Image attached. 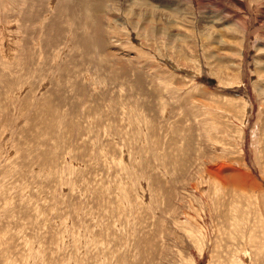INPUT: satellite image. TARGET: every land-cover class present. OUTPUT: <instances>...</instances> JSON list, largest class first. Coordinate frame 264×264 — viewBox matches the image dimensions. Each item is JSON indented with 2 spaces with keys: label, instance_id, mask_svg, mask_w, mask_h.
Masks as SVG:
<instances>
[{
  "label": "rangeland",
  "instance_id": "rangeland-1",
  "mask_svg": "<svg viewBox=\"0 0 264 264\" xmlns=\"http://www.w3.org/2000/svg\"><path fill=\"white\" fill-rule=\"evenodd\" d=\"M0 264H264V0H0Z\"/></svg>",
  "mask_w": 264,
  "mask_h": 264
},
{
  "label": "bare ground",
  "instance_id": "bare-ground-1",
  "mask_svg": "<svg viewBox=\"0 0 264 264\" xmlns=\"http://www.w3.org/2000/svg\"><path fill=\"white\" fill-rule=\"evenodd\" d=\"M94 1V0H93ZM96 1V0H95ZM94 3V2H93ZM93 3H92V5H93ZM94 7V6H93ZM99 7V6H98ZM91 9V8H90ZM95 9V8H94Z\"/></svg>",
  "mask_w": 264,
  "mask_h": 264
}]
</instances>
